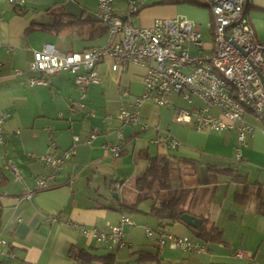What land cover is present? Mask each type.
I'll return each mask as SVG.
<instances>
[{"label":"crops","instance_id":"crops-1","mask_svg":"<svg viewBox=\"0 0 264 264\" xmlns=\"http://www.w3.org/2000/svg\"><path fill=\"white\" fill-rule=\"evenodd\" d=\"M97 8L98 0H25L20 7L0 0V114H8L4 123L7 154L0 153V238L15 250V263L106 264L100 258L113 255V264H264V253H260L264 244V135L260 127L247 137L243 157L237 160L234 131H198L194 118L189 123L176 119L177 109L201 108L197 99L190 104L175 95L174 107L145 102L139 123L123 124L117 113L122 107L135 108L144 90L145 68L129 64L113 70L111 57L99 64L101 82L88 87L85 109L77 105L70 109L79 93L67 71L44 75L47 85L31 86L28 73L13 76L15 69H27L34 50L47 43L67 53L106 45L108 30L98 20ZM253 9L254 17L250 15ZM113 10L126 19L128 0H113ZM247 12L258 37L256 21L264 13V0H248ZM177 16L194 22L201 33V53H212V14L202 0H158L129 18L137 27H151L156 19ZM57 19L62 24L53 28ZM118 132L123 139H118ZM92 133L96 137L91 140ZM170 137L181 144L171 148ZM113 144L120 145V155L114 156L106 147ZM70 149L74 153L59 169L42 159L45 155L62 157ZM156 155L173 161L172 188L189 190L186 210L202 219L200 225L207 229L218 228L217 241L198 239L200 226L193 228L182 220L160 221L151 215L159 199L137 202L134 180L147 170L149 157ZM7 160L18 166L21 180L4 168ZM227 168L234 171L223 172ZM40 176L52 177L49 187L27 199L25 190L34 187ZM113 193H118V199ZM136 202L132 213L122 210L123 205ZM123 214L135 225L125 227L128 245L115 250L88 240L73 225L104 230L108 224H118ZM52 217L57 220L50 221ZM145 226L201 241L207 252L196 255L169 246L160 249L147 238ZM235 250L247 251L251 258H236ZM79 252L93 259L83 262L76 257Z\"/></svg>","mask_w":264,"mask_h":264},{"label":"built area","instance_id":"built-area-1","mask_svg":"<svg viewBox=\"0 0 264 264\" xmlns=\"http://www.w3.org/2000/svg\"><path fill=\"white\" fill-rule=\"evenodd\" d=\"M25 0H9L15 7H20ZM158 0H128V17L116 14L113 10V0H98L96 16L108 30L106 45L83 52H64L55 45L47 43L40 50H34L33 58L27 69H15L13 76L30 74L29 84L47 85L44 75L59 71H67L74 77L79 97L70 106L74 110L86 108L85 98L91 84H99L101 77L99 64L107 57L114 59L113 70L129 64H136L145 68L144 90L135 100V108L128 110L122 107L117 113L118 120L127 125H136L140 121V107L145 102H153L159 106L174 107L173 97L179 95L188 103L195 99L202 107L194 111L177 109V120L189 123L195 119L198 131L220 132L230 129L236 133L237 145L235 157L241 160L243 149L247 147V137L253 135L257 127L242 113L240 103H233L232 89L223 86L213 73L209 72V65L220 64L228 74L236 78L241 85L242 98H250V103L257 105L258 110L264 112V42L250 35L251 23H244L241 18V6L248 4V0H202L211 10V14L220 16L221 32L213 31V39L220 40V52L203 54L201 33L193 21L184 16L172 19H156L151 27H137L130 16L151 2ZM41 74L42 76H39ZM1 79V77H0ZM8 114H0V153L6 155L7 133L4 123ZM264 135V127L260 126ZM96 137L92 133L90 139ZM122 132H118V139H123ZM77 140L78 137H75ZM171 148H177L181 142L174 137L167 139ZM52 146H56L53 142ZM114 156L120 155L119 144L106 146ZM74 153L67 150L64 156L45 155L42 157L46 165L59 169L63 161ZM4 168L12 171L16 180L22 175L18 166L7 160ZM52 177L40 176L35 186L24 192L27 199L40 190L49 187ZM50 221H56L52 217ZM76 228L90 241H95L108 250L126 247L127 234L125 227H133L135 222L127 214L121 216L118 224H108L101 230L97 227L88 228L74 223ZM147 238L155 246L179 250L185 254H202L207 252L205 243L191 239L188 236L176 235L165 228L154 230L144 227ZM236 258H251V254L243 250H235ZM16 252L10 244L0 238V264H16Z\"/></svg>","mask_w":264,"mask_h":264},{"label":"trees","instance_id":"trees-1","mask_svg":"<svg viewBox=\"0 0 264 264\" xmlns=\"http://www.w3.org/2000/svg\"><path fill=\"white\" fill-rule=\"evenodd\" d=\"M56 25L53 28H59L60 19H57ZM62 24V23H61ZM147 170L134 180V188L138 192L137 202L146 198H152L154 201L159 199V203H154L151 207L150 214L158 220L181 221V213H188L185 205L189 197V190L174 189L171 185V172L173 169V161L167 156H150ZM233 172L231 168L224 169L223 172ZM234 179L242 181L243 179L234 175ZM239 196V195H238ZM136 203L132 205H123L122 210H127L132 213L136 208ZM196 236L198 239L208 243L217 241L220 238V231L216 227L207 229L204 224L197 229ZM77 259L83 262H89L93 259L90 255L84 252H79L76 255ZM106 264L114 263V256L108 255L100 258Z\"/></svg>","mask_w":264,"mask_h":264},{"label":"bare ground","instance_id":"bare-ground-1","mask_svg":"<svg viewBox=\"0 0 264 264\" xmlns=\"http://www.w3.org/2000/svg\"><path fill=\"white\" fill-rule=\"evenodd\" d=\"M241 18H244V23H251L249 13L247 12V4L241 6ZM212 27L214 32H221L220 16L212 14ZM250 35L252 38H258L253 27H250ZM215 49L212 53L220 52V40L214 39ZM209 72L213 73L215 79L219 81L223 86L232 89V101L233 103H240L242 113H246L253 116L256 121L259 122L260 126L264 127V112L258 110V106L250 103V98H242L241 85L237 84L236 78L228 74L227 70L224 69L223 65L212 64L209 65Z\"/></svg>","mask_w":264,"mask_h":264},{"label":"rangeland","instance_id":"rangeland-1","mask_svg":"<svg viewBox=\"0 0 264 264\" xmlns=\"http://www.w3.org/2000/svg\"><path fill=\"white\" fill-rule=\"evenodd\" d=\"M251 5H253V3H252V1H251ZM254 11H255V9H253L251 12H250V15L252 16V17H254V15H255V13H254ZM256 23H257V28H259V31H260V33L258 32V38L262 41V42H264V13H261V15L259 14V16H257V21H256ZM248 117H250L251 119H252V121H253V124L256 126V127H260V124H259V122L258 121H256L255 119H254V117L252 116H248ZM148 203V202H147ZM260 243H255V246H253L252 247V249L255 251L256 249H257V247H258V245H259ZM262 245V244H261ZM260 253L262 254V253H264V244L260 247Z\"/></svg>","mask_w":264,"mask_h":264},{"label":"water","instance_id":"water-1","mask_svg":"<svg viewBox=\"0 0 264 264\" xmlns=\"http://www.w3.org/2000/svg\"><path fill=\"white\" fill-rule=\"evenodd\" d=\"M113 196L118 199V193H113ZM180 218L184 223L193 228H198L202 223V219L190 213H181Z\"/></svg>","mask_w":264,"mask_h":264}]
</instances>
